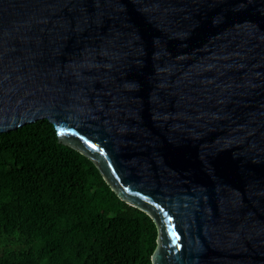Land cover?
Segmentation results:
<instances>
[{"label":"water","instance_id":"1","mask_svg":"<svg viewBox=\"0 0 264 264\" xmlns=\"http://www.w3.org/2000/svg\"><path fill=\"white\" fill-rule=\"evenodd\" d=\"M39 119L151 264H264V0H0V133Z\"/></svg>","mask_w":264,"mask_h":264},{"label":"trees","instance_id":"2","mask_svg":"<svg viewBox=\"0 0 264 264\" xmlns=\"http://www.w3.org/2000/svg\"><path fill=\"white\" fill-rule=\"evenodd\" d=\"M157 236L47 119L0 133V264H151Z\"/></svg>","mask_w":264,"mask_h":264}]
</instances>
